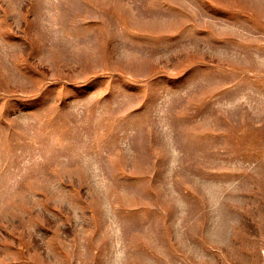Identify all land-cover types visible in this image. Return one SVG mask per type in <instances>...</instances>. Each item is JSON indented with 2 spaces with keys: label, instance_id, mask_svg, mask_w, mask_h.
Listing matches in <instances>:
<instances>
[{
  "label": "rangeland",
  "instance_id": "rangeland-1",
  "mask_svg": "<svg viewBox=\"0 0 264 264\" xmlns=\"http://www.w3.org/2000/svg\"><path fill=\"white\" fill-rule=\"evenodd\" d=\"M0 264H264V0H0Z\"/></svg>",
  "mask_w": 264,
  "mask_h": 264
}]
</instances>
